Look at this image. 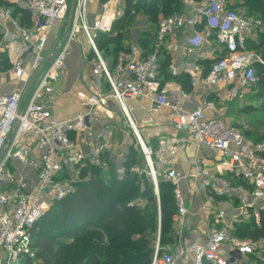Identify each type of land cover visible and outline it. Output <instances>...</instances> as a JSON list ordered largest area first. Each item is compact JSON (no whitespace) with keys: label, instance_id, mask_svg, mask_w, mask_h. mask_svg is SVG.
Wrapping results in <instances>:
<instances>
[{"label":"built area","instance_id":"obj_1","mask_svg":"<svg viewBox=\"0 0 264 264\" xmlns=\"http://www.w3.org/2000/svg\"><path fill=\"white\" fill-rule=\"evenodd\" d=\"M151 1L109 0L89 23L90 0H0L11 5L0 6V62L6 55L12 66L8 73L22 82L21 89L0 96V156L4 153L0 159V264L35 259L33 227L54 205L89 183L94 169L106 181L112 173L119 178L125 175L126 169L113 161L121 148L115 142L121 127L105 117L112 103L141 149L145 168L134 173L152 183L159 219V184L174 188V242L161 246L159 233L151 264H264V237L249 240L234 235L238 225L261 227L264 141L247 142L237 129L227 126L220 105L213 100L204 99L189 109L192 93L167 81L162 68L165 56L176 52L184 40L188 58L213 61L206 75L199 73L197 62H187L184 69L192 89H223L227 102L242 103L246 91L258 84L255 65H264L248 47L264 31L263 20L248 12L246 0H180L184 6L180 14L131 39L114 61L103 58L97 40L112 31L120 15L118 7ZM70 2L71 9L74 4L71 24L55 49L57 54L47 62L55 52L47 51L49 37L56 24L67 22ZM14 9L30 18L32 29L20 24ZM80 37L86 43L84 62L98 81L97 89L79 93L86 110L59 119L54 115V86L64 76L73 46L81 45ZM205 46L209 51L203 53ZM170 73L176 78L179 70L171 64ZM135 99L153 103L176 134L160 136L154 147L145 144L128 107ZM190 145L199 155L184 175L176 166ZM186 180L191 182L192 196L198 192L199 181L205 187V201L193 214L204 228V244L185 236L190 209L181 184Z\"/></svg>","mask_w":264,"mask_h":264},{"label":"trees","instance_id":"obj_2","mask_svg":"<svg viewBox=\"0 0 264 264\" xmlns=\"http://www.w3.org/2000/svg\"><path fill=\"white\" fill-rule=\"evenodd\" d=\"M146 4L153 13L161 7L166 15L173 13V9L170 11L171 6L175 5L176 12L182 7L180 0H153ZM0 6L11 8L6 2H0ZM130 6L136 5L128 2L126 7ZM244 6L249 13L258 15L264 23V0H246ZM157 15L158 12L155 11L154 16ZM14 16L19 18L23 27L33 28L34 24L26 14L14 9ZM125 21L126 17L114 23L113 34L115 28L116 36L101 34L97 40L98 47L108 53L112 47L113 61L120 51L127 50L124 39L127 28ZM248 47L264 62V31L250 41ZM170 64V55H167L162 60L166 80L173 79L168 73ZM211 64L212 62L206 64L208 71ZM8 65V59L3 55L0 72ZM255 68L259 84L258 71L264 75V65L257 63ZM174 80L182 83L186 92H191L189 76ZM262 85L264 86V77ZM242 132L262 140L264 124L251 125L250 129ZM133 155L129 154L130 158L125 162L126 173L123 177H116L112 173L106 181L105 176L94 169L93 179L89 183L81 185L73 195L54 205L33 227L35 259H29L24 264H151L159 233L161 246L172 244L173 216L177 211L174 188L162 181L159 184V219L158 199L152 183L131 173V167L137 165L131 163L135 162ZM140 156L143 161L141 152ZM138 200L140 204L137 203ZM142 203L146 205L143 207ZM234 235L249 240L263 238L264 216L261 227L252 223L238 225Z\"/></svg>","mask_w":264,"mask_h":264},{"label":"crops","instance_id":"obj_3","mask_svg":"<svg viewBox=\"0 0 264 264\" xmlns=\"http://www.w3.org/2000/svg\"><path fill=\"white\" fill-rule=\"evenodd\" d=\"M97 2L98 0H90L89 17H88L89 23H91L94 20V15H93L94 12L92 13L91 7L92 5L94 6L95 3ZM65 28H66V32H65V36H66L67 28H68L67 22L66 24L63 25L56 24L54 26L52 33L49 37V41L47 43V51H55V49L63 41L64 38L62 35L64 33ZM80 40H81V45L73 46L71 55L67 60L68 61L66 64L67 71L65 73V76H63L62 80L54 86L57 95V99L54 107V115L59 119H67L78 115L81 111L86 110V106H84L83 103L80 101V98L78 96L79 93H84L85 91H87L86 89H88V92H92L93 89L94 90L97 89V85H98L97 79L92 75V72L90 70L88 71L84 66L86 64L84 62V50L86 47V43L83 37H80ZM134 40H136V38H134ZM183 46H184V40H182V42H179L178 50L170 55L171 64H173L179 70V74L176 78L182 76H189L184 69L187 62H192V63L197 62L198 66L201 69V72L199 73L206 75V71H208L206 64L213 61L211 59L197 61L193 57L188 58L187 55H184ZM208 51H209V47L205 46L202 52L206 53ZM74 57H77L76 60L73 59ZM78 57L79 59H81V61H78ZM73 60L75 61V63L76 61L78 63L75 65ZM28 61H31V59H28ZM168 73H170V67L168 69ZM4 80L5 77L1 76L0 96L10 94V93L4 94L3 90H5V86H6ZM13 80H14L13 82L18 83V85L20 84V89H21L22 88L21 81L17 79H13ZM170 80L175 81L174 78ZM175 82L183 88L182 83L177 81ZM31 89L29 91L30 94H31ZM191 93H192V100L189 103L188 106L189 109H194L200 103H202L204 99H208V100H213L220 105L219 108L222 109L221 115L224 116L223 108L227 101L225 99L226 93L223 91V89H221V91H218L217 89L214 90L200 86L195 90L192 89ZM110 106H111L110 110L107 113V116L105 117L111 119V121H113L115 125L121 127L122 130V132H119L116 138H118L121 135H125L126 133L131 134L126 121L125 120L122 121L121 119L122 116L119 113V109L116 107V105H114V103H112ZM128 107L130 109L132 119L135 121L137 128H139L141 136L143 137V134L145 133L148 136V139L152 141V144H148V145L152 147L156 146L158 138L162 135L169 136L176 134V131L174 130L173 126L169 123V120L166 117H164L160 112H158L154 104L151 103L150 101L145 99L131 100L128 102ZM145 134L144 136H146ZM201 150H203L202 152L204 154L209 156V153H206L207 149L205 147H202ZM198 155L199 152L197 151L195 146L193 145L188 146L187 149L179 156L178 163L176 166L177 171L183 173L184 175L189 173L193 169L194 162L197 159ZM113 161L114 164L117 163L116 154L114 155ZM121 166L126 169L125 163ZM190 184L191 182L187 180L185 182H182L181 184L182 193L184 195V198L187 200L190 209V215L187 217V219L189 220V227L188 230H186L185 236L192 242L204 244L205 242V237L203 233L204 228L198 226V216L193 214H195V212L198 211L199 207L205 201L206 191H205V187L201 184V181H199L198 192L194 196H192L190 192ZM180 264H190V263L180 262Z\"/></svg>","mask_w":264,"mask_h":264},{"label":"rangeland","instance_id":"obj_4","mask_svg":"<svg viewBox=\"0 0 264 264\" xmlns=\"http://www.w3.org/2000/svg\"><path fill=\"white\" fill-rule=\"evenodd\" d=\"M109 0L104 1H98L95 3V5L91 7V11L94 15V19L97 15H99L105 6V4ZM70 4V10H71V2ZM182 7H180V11H174L175 5L170 7V11L173 9V13H170L171 15H166L163 13L162 8L158 7L157 10L153 11L149 10V7L146 3L138 4L136 6H130L126 7L124 5L118 7L117 12L120 13L117 19V21H120L124 17H126L125 25L127 26L126 30L124 31V39H125V47L126 49L129 47V43L131 39H134L136 37H140L143 31L147 30H154L158 26L159 22L167 17L174 16L177 14H180L182 11V8L184 7L183 4H181ZM155 11L158 12V15L155 17ZM93 20V18H92ZM66 24V23H64ZM65 32L66 28L64 29L63 38H65ZM113 34V28L110 33H107V35ZM114 36L117 35L114 28ZM64 40V39H63ZM110 53L106 52V50L101 49L99 47L100 54L103 58H105L108 61L112 60V47L110 48ZM52 50V49H51ZM124 52L120 51L119 53ZM77 57H74L73 59L76 60ZM261 58V57H260ZM73 60L74 64L76 65L78 62ZM78 61H81L78 57ZM68 62V61H67ZM9 67H4V70L2 72V77H5L4 83L6 84L4 94L6 93H12L18 89H20V84L13 82L12 76L8 73L12 70V66L10 65V62L8 60ZM67 64V63H66ZM86 69L91 71L90 66L84 65ZM67 66H65V70L63 75L65 76V73L67 71ZM262 71V70H261ZM261 73L258 71V77H259V84L256 87H253L246 91L245 94V100L242 103H229L226 102L223 108V114L222 120L227 126H232L234 129H237L241 136L247 141L251 143H258L264 141L257 140L253 137H251L249 134L245 135L242 130H247L251 128V125H259L261 123L264 124V86L262 85V79L264 75H261ZM42 77V75L39 77V79ZM38 79V80H39ZM22 83V82H21ZM38 83V82H37ZM37 83L32 87L31 94L37 87ZM1 86V83H0ZM88 87V86H87ZM85 93L88 92V89H86ZM7 91V92H6ZM10 91V92H8ZM122 121L124 119L121 117ZM123 123V122H122ZM127 131V130H126ZM144 133V132H143ZM145 134V133H144ZM143 134V140L145 144H152V141L148 139V136H144ZM146 137V138H145ZM115 142L121 146V148H118L116 153V165H123L125 161H127L130 156L129 154H134V161H131V163H136L137 165L131 167V173H134V170L136 169H144V163L141 159L140 152L141 149L136 141V138H134L131 134L126 133L125 135H121L118 138L115 139ZM129 156V157H128ZM144 180H148L147 176H143ZM138 204H140V201H137ZM146 203H142V206L144 207ZM158 237V236H157ZM157 240L155 241L154 248L156 247Z\"/></svg>","mask_w":264,"mask_h":264},{"label":"water","instance_id":"obj_5","mask_svg":"<svg viewBox=\"0 0 264 264\" xmlns=\"http://www.w3.org/2000/svg\"><path fill=\"white\" fill-rule=\"evenodd\" d=\"M73 11H74V4H72V9H71V12H70V14H69V16H68V20H67V27H68V28H69V26H70V24H71ZM68 28H67V29H68ZM56 54H57V51H55V52L53 53V55H52L51 57H49V59H48L47 62H50V61L52 60L53 56L56 55ZM3 156H4V153L1 154L0 159H2Z\"/></svg>","mask_w":264,"mask_h":264},{"label":"bare ground","instance_id":"obj_6","mask_svg":"<svg viewBox=\"0 0 264 264\" xmlns=\"http://www.w3.org/2000/svg\"><path fill=\"white\" fill-rule=\"evenodd\" d=\"M138 135H139V137H141L140 133Z\"/></svg>","mask_w":264,"mask_h":264}]
</instances>
